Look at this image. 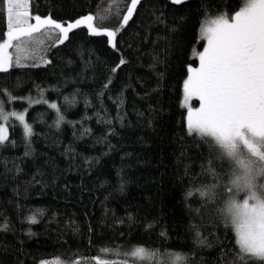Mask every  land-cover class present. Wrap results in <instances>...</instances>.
<instances>
[{
  "label": "trees",
  "instance_id": "trees-1",
  "mask_svg": "<svg viewBox=\"0 0 264 264\" xmlns=\"http://www.w3.org/2000/svg\"><path fill=\"white\" fill-rule=\"evenodd\" d=\"M99 1L29 0V10L67 27ZM245 2L141 0L127 25L122 18L101 29L116 31L115 48L81 25L63 43L51 42L41 65L0 72L8 116L0 118L8 131L0 144V264L236 258L237 236L220 209L238 167L212 137L190 131L182 97L188 68L198 62L193 50L206 44L204 22L231 17ZM13 112L25 114L30 137Z\"/></svg>",
  "mask_w": 264,
  "mask_h": 264
},
{
  "label": "snow or ice",
  "instance_id": "snow-or-ice-1",
  "mask_svg": "<svg viewBox=\"0 0 264 264\" xmlns=\"http://www.w3.org/2000/svg\"><path fill=\"white\" fill-rule=\"evenodd\" d=\"M141 0H131L123 24L127 25ZM184 0H171L174 5ZM7 23V39L0 43V72H7L13 66V56L7 51L15 48V67L22 64L23 38L49 27L59 30L60 43L68 39V33L74 28L86 25L93 36L104 35L108 43L116 47V31L101 30L93 27V16L89 15L69 23L67 27L52 18L32 16L29 0H4ZM0 15H5L0 12ZM34 19L35 23H30ZM201 39L206 41L202 51L193 50L198 57L199 67H189V75L184 82L185 104L192 98L200 101V106L188 108V127L201 136L212 137L227 157L238 166L233 172L229 191L248 190L243 204L236 205L231 226L234 228L239 253L231 259L226 253L225 264H237V260L257 257L264 260V191L257 196L261 184H264V150L252 139L246 138L247 129L251 136L260 138L264 143V0H246L243 7L234 16L219 15L206 20L201 28ZM14 41H17L15 45ZM124 60H120L123 64ZM115 71V69H113ZM45 102L46 101H37ZM49 107L56 110L59 120L60 109L56 104ZM23 126L26 137L32 135L31 126L25 121L24 113H9ZM0 118L5 121L0 105ZM7 140V129L0 125V144ZM243 149L251 159L240 157ZM260 178L258 183L257 178ZM206 193L201 192V195ZM191 195V193H189ZM211 196V189L207 193ZM35 223V219L31 218ZM226 224H229L225 221ZM143 251V250H139ZM99 264V262H97Z\"/></svg>",
  "mask_w": 264,
  "mask_h": 264
},
{
  "label": "rangeland",
  "instance_id": "rangeland-1",
  "mask_svg": "<svg viewBox=\"0 0 264 264\" xmlns=\"http://www.w3.org/2000/svg\"><path fill=\"white\" fill-rule=\"evenodd\" d=\"M131 0H100L97 5L95 6L94 12L91 14L93 16V23L97 28L100 29H110L115 27L122 18L124 17L123 15L125 14L128 4ZM244 6V5H243ZM241 6V7H243ZM240 7V8H241ZM237 9L236 11L240 10ZM0 9L5 11V6H4V0H0ZM235 13L232 15L234 16ZM30 23H35V21L30 20ZM66 27V25H63ZM62 39L61 34L59 33V30H54L49 27H45L41 29L40 32L33 33L31 37H25L23 40L25 43L22 45V52L20 53L22 57H25L24 59L21 60L22 64L25 65H41V63L44 62V51L47 48L51 42L55 41H60ZM3 43V42H2ZM18 43L17 41H14L13 44L15 45ZM206 46V44H205ZM12 56H13V65L15 63V56L17 55L15 48H10L7 50ZM195 67H199V61L197 62ZM189 75V72L185 78L187 79ZM185 82V81H184ZM184 86V85H183ZM184 90V87H183ZM195 98H192L189 100L188 104H185V94L183 93L182 101L183 104L186 106V112H187V117H186V123L188 125V108L191 106L192 100ZM198 100V99H197ZM199 101V100H198ZM200 106V101L198 104L193 108L195 110ZM0 125H3L6 128L5 123H2ZM189 128V127H188ZM245 137L252 139L253 142H256L258 146H261L264 148V143L261 142L260 138H254L251 136V133L247 131V129L242 130ZM8 133V131H7ZM197 133V132H196ZM240 157L243 159H251L249 154L241 149L240 151ZM238 167V166H237ZM83 264H92V263H83ZM94 264V263H93Z\"/></svg>",
  "mask_w": 264,
  "mask_h": 264
},
{
  "label": "clouds",
  "instance_id": "clouds-1",
  "mask_svg": "<svg viewBox=\"0 0 264 264\" xmlns=\"http://www.w3.org/2000/svg\"><path fill=\"white\" fill-rule=\"evenodd\" d=\"M261 191H264V184H261L260 191H257L258 197L261 196ZM248 194V190H242L237 193L234 189L233 195L224 199L220 209L221 217L224 221H227L231 225L233 213L236 210L235 206L243 204L244 200L247 199ZM240 195L243 196V199L239 198ZM261 199H264V197H261Z\"/></svg>",
  "mask_w": 264,
  "mask_h": 264
}]
</instances>
